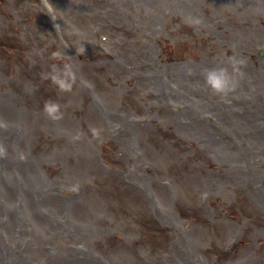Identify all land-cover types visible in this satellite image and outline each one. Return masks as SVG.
Listing matches in <instances>:
<instances>
[{"label": "rangeland", "instance_id": "1", "mask_svg": "<svg viewBox=\"0 0 264 264\" xmlns=\"http://www.w3.org/2000/svg\"><path fill=\"white\" fill-rule=\"evenodd\" d=\"M261 51L264 0H0V264H264Z\"/></svg>", "mask_w": 264, "mask_h": 264}, {"label": "clouds", "instance_id": "2", "mask_svg": "<svg viewBox=\"0 0 264 264\" xmlns=\"http://www.w3.org/2000/svg\"><path fill=\"white\" fill-rule=\"evenodd\" d=\"M53 6L49 4V8ZM188 23L193 26H199L202 24V20L195 17H189ZM60 25L56 24L55 29L59 30ZM107 37H105V40ZM84 48L82 47V53ZM58 59H64L65 54L60 52L53 54ZM70 59V57H68ZM227 62L231 66V71L227 67H216L211 69H206L204 73V79L206 86L210 91L220 96L221 98H227V96L234 92L239 86V79L237 77H243L244 73L241 71V67L246 63L245 59L236 57H227ZM41 79L45 81H50L52 85L61 93L72 92L74 85L77 80L76 72L73 69L71 63H63L62 67L53 65L51 71L42 73ZM43 113L46 117L52 121H60L63 119L64 114L61 111V105L53 100H46L42 108ZM91 134L94 138H100L102 129L92 127L90 129ZM84 135V132L78 131L73 137V141H78ZM7 155V150L3 145H0V158ZM71 192H77L79 190V185H71L68 189Z\"/></svg>", "mask_w": 264, "mask_h": 264}]
</instances>
